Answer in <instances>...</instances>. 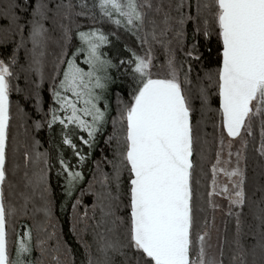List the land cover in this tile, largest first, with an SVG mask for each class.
I'll use <instances>...</instances> for the list:
<instances>
[{
	"label": "snow or ice",
	"instance_id": "obj_1",
	"mask_svg": "<svg viewBox=\"0 0 264 264\" xmlns=\"http://www.w3.org/2000/svg\"><path fill=\"white\" fill-rule=\"evenodd\" d=\"M0 48V264H75L59 239L48 247L55 232L33 243L23 222L52 219L53 169L82 264H264V185L258 200L246 190L250 151L264 168V0H0ZM118 82L128 98L116 92L113 109ZM13 91L41 118L19 101L14 113ZM14 118L49 133L44 151L31 137L23 167Z\"/></svg>",
	"mask_w": 264,
	"mask_h": 264
},
{
	"label": "trees",
	"instance_id": "obj_2",
	"mask_svg": "<svg viewBox=\"0 0 264 264\" xmlns=\"http://www.w3.org/2000/svg\"><path fill=\"white\" fill-rule=\"evenodd\" d=\"M6 2V0H5ZM18 3L21 5L24 4V0H18ZM193 3H195V0H193ZM194 12V9H193ZM191 32V25H189V33ZM130 44L135 45L134 38H130L128 40ZM214 43V41H213ZM118 47L122 48V44L118 45ZM9 49H2L0 48V56H3ZM157 55L160 56V60H162V55L160 54V50L157 49ZM159 62V61H158ZM14 83H16L14 81ZM19 84L21 88H26L27 85L25 84V81L23 77H21ZM112 95L110 97V100L112 102L113 109L115 108V93L121 92L124 99H127V87L125 85L119 84V82L113 86ZM11 99L13 100V112L15 113V102L19 101L21 106L24 107L25 111L28 112L31 119H40L41 117L36 113L34 108V101L32 98H25V94L22 92L20 94H17L15 91H13L11 95ZM42 99H43V108L44 110H47L48 105L51 103L50 95L47 91V84H45L43 90H42ZM110 130V128H109ZM59 131V129H56V132H54L52 135L53 137L56 136V133ZM208 131H211V128L208 129ZM11 133L13 136L17 138V140L24 146L21 147L20 151L17 153V162L21 164V167H23V151L24 148L30 145L31 143V137L35 135L36 139L40 140L42 147L40 148V151H44L45 149H48L49 143V133L47 129H42L38 133L35 132L31 127V120L27 121L25 127L20 126V121L17 119H13L12 121V128ZM101 146H103L101 144ZM53 154H54V150ZM96 156L99 155V149L96 150L95 153ZM249 161H248V183L246 185V190L248 192V195L251 199L258 200L260 199L262 193L258 191V189L261 187V185H264V168L261 167V162L257 157H255V154L250 151L249 153ZM210 167V165H205V170ZM87 172V169H85ZM22 176V171L18 172L17 176L12 177L9 176V179L13 182H19L20 177ZM201 186L199 188V192L206 193L208 190V183L210 180V176L204 177L199 176ZM50 184L52 188L53 193V210H52V219L48 220L43 216L41 213H37L35 217L33 218L31 216V213L28 218H24V223H26L31 229H32V236H33V243H35L36 238L40 239H47L48 235L50 233L55 232L56 235L48 241V247L53 248L55 247L57 240L59 239L63 244H66L69 248L72 249V255L75 258V264H82L84 260L83 255V249L80 247L79 243L77 242V237L72 232V220H71V205L70 203L61 210V202L64 200L63 194H62V184L63 180L61 178H58L55 174V169H53L51 173V179ZM207 197L205 196L204 200L198 201V204L205 208V212L199 213V218L202 221L204 216L207 215L209 217L210 210L207 209L206 204ZM85 203L90 204L91 198L86 197ZM83 209H81V212ZM226 212V211H225ZM245 212V221L246 225L248 223H253L251 216L248 214L249 209L246 207L244 209ZM224 221H227L229 234L231 233L234 225V220L232 218L227 217L224 214ZM224 221H223V227L221 232H223L224 229ZM17 231H21L19 224H17ZM90 239V236L87 237ZM10 246L13 248V255H14V242H15V235L10 234ZM40 253L38 250H34L33 252V259H36L39 257ZM56 255V253H49L47 256H45L44 264H55V261L52 259V256ZM61 259H65L64 256H61Z\"/></svg>",
	"mask_w": 264,
	"mask_h": 264
},
{
	"label": "rangeland",
	"instance_id": "obj_3",
	"mask_svg": "<svg viewBox=\"0 0 264 264\" xmlns=\"http://www.w3.org/2000/svg\"><path fill=\"white\" fill-rule=\"evenodd\" d=\"M106 51H109V49H106ZM110 54H114V49L113 50H110ZM220 181L221 182H226V178L223 177L222 175L219 177ZM216 200L217 202L222 206V208L224 209V212L227 210V205H228V202L226 199L224 198H221V197H216ZM224 212L222 211H217L215 213V216H216V225L217 227H219L221 230H222V227H223V221H224ZM213 213L210 212L209 214V219H211Z\"/></svg>",
	"mask_w": 264,
	"mask_h": 264
}]
</instances>
